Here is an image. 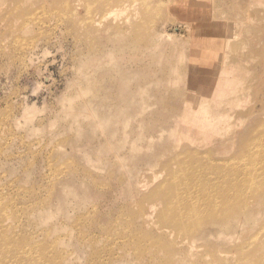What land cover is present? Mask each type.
Here are the masks:
<instances>
[{
	"label": "rangeland",
	"instance_id": "obj_1",
	"mask_svg": "<svg viewBox=\"0 0 264 264\" xmlns=\"http://www.w3.org/2000/svg\"><path fill=\"white\" fill-rule=\"evenodd\" d=\"M98 4L0 0V209L8 214L4 225L9 242L27 251L26 262L15 258V263L223 264L207 252L193 257L175 232L157 231L162 205L151 215L149 200L140 202L147 194L135 198L134 187L119 183L146 182L151 176L156 181L171 179L168 166L179 168L193 152L203 156L210 150L221 154L217 157L219 163L224 161L223 169L244 171V163L232 158L237 139L245 134L252 143L264 135V0H202L196 5L112 0L105 6L110 12L105 35L89 36L86 15ZM125 20L138 22L135 29L144 35L162 27L173 34L183 56L170 58L181 64L183 80L166 84L169 78L157 59L169 54L154 53L143 40H134L132 25L118 27L120 34L113 29ZM184 26L194 32H183ZM209 28L218 31L222 45L190 39L202 37ZM101 44L116 62L95 58ZM133 47L140 53L134 56ZM80 62L88 67L78 74ZM221 71L224 75L219 76ZM130 72L137 74V81L127 91L132 93L137 85L145 89L136 96V106H128L120 94L122 79ZM212 74L226 83L204 88L224 93L222 99L194 95L190 103L179 95L195 91L196 79L201 83ZM83 103L97 118L73 120L66 115L67 107ZM104 115L112 118L105 130L96 125ZM179 121L201 130H193L188 138L177 130ZM131 143L139 150L131 153ZM143 214L152 218L150 225L138 220ZM260 215L257 225L244 226L237 238L232 234L219 245L227 250L264 226V200ZM261 245L264 249V237ZM198 250L201 254L205 247ZM33 251L43 255L41 262H35L38 256L30 261ZM181 251L184 259L177 256ZM12 257L1 253L0 264H13Z\"/></svg>",
	"mask_w": 264,
	"mask_h": 264
},
{
	"label": "bare ground",
	"instance_id": "obj_2",
	"mask_svg": "<svg viewBox=\"0 0 264 264\" xmlns=\"http://www.w3.org/2000/svg\"><path fill=\"white\" fill-rule=\"evenodd\" d=\"M110 1L112 0H99V4L90 11L91 13L86 15L87 21H85V30L89 36L95 35L96 33L98 35H105V19L110 14L109 10L105 12V9L108 7L105 8V6ZM182 1L190 5H196L197 2H202V0ZM28 20L30 21V19ZM132 20H134V18ZM136 23L138 22L131 24L125 20L123 23H116L117 27L113 26V29L119 33L121 29L118 27H121V25H132L131 30L132 34L135 35V39L133 38L134 40H143L145 42L144 46L146 44V48L154 53L157 52L161 54L167 52L169 54V57L166 59H157V64L161 67L164 75L168 76L165 78L163 75V77L165 79L169 78L166 84L176 78L178 80H183L185 75L181 73V64L170 58V56H177V59H179V56L183 54L179 52L180 47H178L179 44L175 37L172 36L173 34L171 32L172 35L166 33L167 29L165 31V28L162 27L161 30L156 33L153 29L147 30V34L145 33L146 35H144L143 33H139L142 31H137V29H135ZM182 29L183 32H194V30L188 29L186 26L182 27ZM222 31L224 30L219 29V32ZM217 33L218 31L214 28H209L205 30V35L202 37L194 35L195 37L190 39H193L194 44L198 43L199 39H203V41L209 44L222 45V37ZM106 38L104 39L107 41ZM140 41L138 42L140 43ZM90 45L93 47V43H90ZM118 49L121 50L122 48L119 47ZM135 49V47L131 49L134 56L139 51H136ZM138 53H140V51ZM105 57L109 59L110 63L116 62L114 61V55L109 53L105 54V46L101 44L99 45L98 52L95 54V58L104 61ZM136 63L138 62L136 61ZM87 67L84 63L80 62L77 69L79 72L78 74L85 73ZM148 69H150V67ZM162 71L161 73H163ZM222 73L223 72L221 71L219 76L224 75ZM219 76L216 74H212L209 77L206 76V79L201 83L197 78L198 89H194L195 91L191 93H187L185 90L180 92L179 95L186 97L185 99H188L190 103L193 101L194 95L210 100L222 99L224 93L217 91L208 92L204 88L206 84L210 87V84L213 82H219L220 84L226 83L225 79ZM194 77H196V75H194ZM122 80L121 84L125 88L120 94L124 97L125 103H127L128 106H136L137 103H139L136 96L145 93V89H142L139 85L133 89L132 93L127 91V89L131 83L137 81V74H135V72H130V74H127ZM231 92L232 90L230 93ZM205 101L207 102V100ZM78 110L81 111L80 114H76ZM87 110H90V108L85 103L77 106H69L66 109V115L71 116L73 120L79 116H84L90 120L97 118V113L92 110H90V114L84 115L83 113ZM192 111L194 116H196V111ZM122 112L123 110H119V114ZM110 119L112 118H105V115L102 116L96 123L97 127L105 130L110 124ZM124 119L127 120L126 117ZM191 127L193 129L187 126L183 121L177 123V130L183 132V135L188 138L191 137L190 135H192L193 130L196 131L197 129L199 131L200 129L198 126ZM213 131L217 132V129L215 128ZM110 139H112V137H110ZM259 139L261 140L251 143V140L246 138L245 134H241L237 139L236 148L232 158L236 163H244V171L239 173L233 168H230L229 170L223 169L220 164L224 161L220 160L219 163L217 157L221 154L217 153L215 150H210L203 156H198L195 154L196 152H193L180 163L179 168L177 167L174 169L172 166H168V170L173 172L171 179L167 178L163 181H156L153 179V176H151L150 179L146 181L147 183L141 180L137 182L135 181L132 184L130 179H127L125 182L123 181V183H121L120 180L119 184L121 186L126 185L130 188L134 187L135 198L138 194H147L140 199V202L143 201L144 198L149 200L150 204H148V210L152 211L151 215L157 204L162 205L161 210L156 215L161 222V226H157V231L164 230L165 233L170 235L175 232L176 234L174 235L176 239L187 249L188 252L192 253H190L191 256L199 258V255H204L207 252L215 261L221 260L223 264L233 263V260L236 264H264V249L261 245L264 237V226H259L253 234L245 236L239 244L228 248L226 247L227 250H224L225 247L222 248L221 245H219L222 240L231 237L232 234H234V238H237L238 233L244 226L257 225V219L261 216V204L264 200V135ZM130 146L131 153L139 150L137 146H133V143H131ZM172 152L173 150L171 149V154H173ZM242 152L243 154L241 155L240 153ZM86 162L89 163L87 160ZM253 166L258 170L254 171ZM147 188H149L147 191H142ZM0 206L4 207L2 205V194H0ZM3 212L4 210L0 209V254L6 252L13 256L11 258L12 262L13 264H16L14 259L22 258L24 260L27 251L22 250L21 248L17 250V245L9 242L11 235L7 231L8 227L4 225L8 214H3ZM151 219L152 218L149 215L143 214L139 216L138 220L141 221V223L150 225L152 223ZM200 243L205 247V251L201 254H199L198 250L199 247H202ZM37 256L38 252L33 251L30 261H33ZM177 256L180 259H184L185 251H181ZM42 260L43 255H40L35 259V262H41ZM43 264H46L45 260H43Z\"/></svg>",
	"mask_w": 264,
	"mask_h": 264
}]
</instances>
